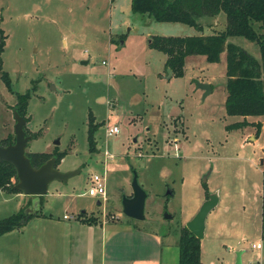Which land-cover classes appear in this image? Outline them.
<instances>
[{
	"label": "rangeland",
	"instance_id": "rangeland-1",
	"mask_svg": "<svg viewBox=\"0 0 264 264\" xmlns=\"http://www.w3.org/2000/svg\"><path fill=\"white\" fill-rule=\"evenodd\" d=\"M199 20L203 30L159 22L134 13L131 0H0L6 36L0 65L13 90L0 78V146L14 135L16 94L29 92L24 128L35 137L26 151L57 148L65 154L56 168L74 173L52 181L43 198L0 190V220L20 209L52 214L60 222H66L63 214L93 216L97 226L83 229H97L99 254L101 229L132 221L147 233V248L130 256L178 264L181 229L215 195L200 240L202 264H234L237 251L242 264H264V129L255 126L262 118L247 117L241 128H227L243 118L225 111V51L216 63L188 55L183 74L168 78L166 56L149 45L153 36L208 35L225 28L223 13ZM229 41L259 56L255 42L240 36ZM199 84H209L211 92L204 96ZM89 112L98 126L94 152L87 141ZM108 126L119 132L108 136ZM134 173L146 193L142 220L122 213ZM94 174L104 177L105 201L87 193ZM47 221L21 229H55ZM151 235L161 240L157 248ZM256 243L260 248L252 247ZM2 246L11 247L10 236L0 238ZM7 256L6 264L21 261Z\"/></svg>",
	"mask_w": 264,
	"mask_h": 264
},
{
	"label": "trees",
	"instance_id": "trees-1",
	"mask_svg": "<svg viewBox=\"0 0 264 264\" xmlns=\"http://www.w3.org/2000/svg\"><path fill=\"white\" fill-rule=\"evenodd\" d=\"M131 10L134 13L147 14L159 22H179L195 26L203 30L201 18H214L220 13L225 15V28L212 34L190 36H153L150 47L162 52L166 56L165 66L172 74L181 76L185 58L188 55H204L210 63L220 60L223 51L226 52V98L225 111L228 115L240 116L242 121L228 125V129L241 128L247 124V117H261L262 121L255 123L258 130L264 129V34L260 29L264 27V0H131ZM256 24L260 27L256 29ZM240 36L255 42L259 49L256 57L243 47L229 41L230 37ZM6 36L0 30V52ZM0 78L4 81L8 91L13 92L9 74L2 70ZM29 92L17 93L16 104L13 109L23 116L26 121ZM87 141L89 150H96L95 131L97 125H92L93 116L89 112ZM25 129V128H24ZM26 132V130H25ZM27 135H29L26 132ZM32 138L35 135H31ZM15 136H8L2 146L13 142ZM64 152L57 148L52 153L28 152L34 167H39L51 157H56L55 167L60 163ZM262 219L264 221V159L262 162ZM15 179V183L11 180ZM16 170L13 165L0 162V190L21 193L14 190L16 184ZM43 198V196H39ZM42 205V201H40ZM39 213L27 212L20 209L17 213L0 220V235L23 228L28 220ZM90 222V218L85 220ZM178 264H202L201 241L192 234L186 226L181 229L178 240Z\"/></svg>",
	"mask_w": 264,
	"mask_h": 264
},
{
	"label": "crops",
	"instance_id": "crops-1",
	"mask_svg": "<svg viewBox=\"0 0 264 264\" xmlns=\"http://www.w3.org/2000/svg\"><path fill=\"white\" fill-rule=\"evenodd\" d=\"M35 212L39 213L38 210L32 211ZM62 217L66 222L55 221L52 214L41 212L32 216L27 224L31 221L49 220L47 222L54 224L55 229H15L0 235V238L11 237V247H6L10 248L9 251L4 246L0 247L6 252H0V264H6L9 259L7 255L21 258L19 264H161L159 260L148 259L139 254L130 256L133 251H146L147 248L144 242L147 233L141 231L136 224L132 225V221L122 222V225L112 229H101L99 254L98 238L95 237L97 229H83L90 228L99 221L84 214H77L74 219L67 214ZM88 218L90 222L85 221ZM150 238L155 248L161 244L159 236L151 235ZM108 246L110 253L106 254Z\"/></svg>",
	"mask_w": 264,
	"mask_h": 264
},
{
	"label": "water",
	"instance_id": "water-1",
	"mask_svg": "<svg viewBox=\"0 0 264 264\" xmlns=\"http://www.w3.org/2000/svg\"><path fill=\"white\" fill-rule=\"evenodd\" d=\"M171 72V69L168 68V78ZM199 87L204 89V96L211 92L209 84H199ZM13 114L15 139L5 146H0V162L9 163L15 168L17 182L13 186L14 190L27 196H44L48 193V187L52 181H66L74 173L58 170L55 167L56 157H51L39 167H34L26 155L28 141L32 138L31 135L26 134L24 129L26 119L16 109H13ZM55 144H58V141ZM208 175L209 172L202 178L203 183H206ZM131 184L132 196L123 198L122 213L129 218L142 220L145 217L146 193L138 184L136 173L133 175ZM216 203L217 197L209 195L194 217L186 224L187 229L200 240L204 237L205 219ZM241 253L242 251L236 252L234 264H242Z\"/></svg>",
	"mask_w": 264,
	"mask_h": 264
},
{
	"label": "built area",
	"instance_id": "built-area-1",
	"mask_svg": "<svg viewBox=\"0 0 264 264\" xmlns=\"http://www.w3.org/2000/svg\"><path fill=\"white\" fill-rule=\"evenodd\" d=\"M119 132V129L117 126H108L106 129V134L108 136L117 134ZM105 155H108L105 151ZM88 195L98 197L100 196L102 201H105L106 199V186H105V180L104 177L94 174L89 181V187L87 190ZM66 217V216H65ZM260 243L253 244V248H260Z\"/></svg>",
	"mask_w": 264,
	"mask_h": 264
}]
</instances>
